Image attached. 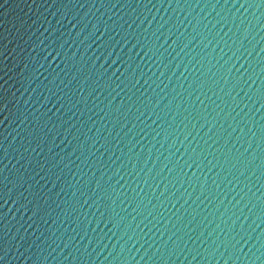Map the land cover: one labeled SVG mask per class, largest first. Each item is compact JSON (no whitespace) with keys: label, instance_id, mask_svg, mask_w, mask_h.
Returning a JSON list of instances; mask_svg holds the SVG:
<instances>
[{"label":"water","instance_id":"water-1","mask_svg":"<svg viewBox=\"0 0 264 264\" xmlns=\"http://www.w3.org/2000/svg\"><path fill=\"white\" fill-rule=\"evenodd\" d=\"M0 264H264V0H0Z\"/></svg>","mask_w":264,"mask_h":264}]
</instances>
